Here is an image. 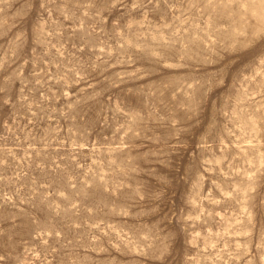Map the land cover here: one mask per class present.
Returning <instances> with one entry per match:
<instances>
[{
  "label": "rangeland",
  "instance_id": "obj_1",
  "mask_svg": "<svg viewBox=\"0 0 264 264\" xmlns=\"http://www.w3.org/2000/svg\"><path fill=\"white\" fill-rule=\"evenodd\" d=\"M0 264H264V0H0Z\"/></svg>",
  "mask_w": 264,
  "mask_h": 264
}]
</instances>
